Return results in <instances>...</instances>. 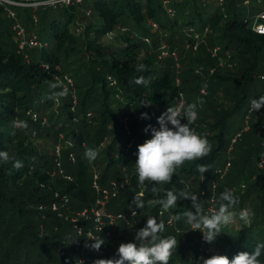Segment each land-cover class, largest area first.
<instances>
[{
	"label": "trees",
	"instance_id": "trees-1",
	"mask_svg": "<svg viewBox=\"0 0 264 264\" xmlns=\"http://www.w3.org/2000/svg\"><path fill=\"white\" fill-rule=\"evenodd\" d=\"M243 2L226 0L225 13L208 0H84L63 7H11L23 25V15H27L25 23L41 29L38 38L42 47L27 50V58L19 52L13 20L6 5L0 3V150L8 151L10 157L8 162H0V264H81V259L98 254L92 248L87 254L75 248L86 237L91 222L82 220L75 229L68 219L93 207L100 198L93 186L96 174L102 190L114 191L110 185L115 183L120 192L109 202L107 211L129 214L130 218L137 209L138 218H142L139 229L148 218L165 224L162 237L172 236L177 242L169 264H200V258L214 254L231 259L264 243V169L257 168L264 150V108L249 115L250 129L233 146L231 140L239 131L234 133L237 126L229 123L244 103L264 96V85L253 87L256 81L264 82L257 77V73L264 74V36L253 32L243 19ZM194 28L205 41L198 54L184 47L186 31ZM114 33L112 41L105 42ZM166 42L170 47L184 45L181 49L186 56L179 69L165 66L171 58L158 59ZM216 47L220 48L218 57L226 61L224 67L212 56ZM140 65L143 71H137ZM193 66L200 67L205 78L193 73ZM141 76L145 84L131 83ZM177 77L191 78L194 89L185 83L177 86ZM57 81L72 84L67 85L69 94L58 100L52 94L61 89L49 87ZM201 87L220 89L223 96L215 97L214 103L210 96L196 104L190 94H198ZM233 88L238 93L230 95ZM251 89L254 94H250ZM179 91L183 97L188 93L184 105L196 104L198 117L209 120L206 128L192 127L207 138L211 151L201 159L185 162L170 182L153 186L155 182L146 181V186L141 185L134 165L137 146L151 138L150 132L144 131L146 126L159 128L157 118L176 104ZM228 97H232L231 107L225 109ZM144 100L151 105L145 106ZM143 113L149 118H142ZM15 120L26 121L27 129H14ZM32 136L42 142H33ZM58 146L60 158L56 157ZM89 148L98 151L94 161L85 156ZM15 160L23 166L14 167ZM228 163L231 165L224 177L218 171ZM202 165L207 168L203 174L198 171ZM125 181L130 182L126 189L120 184ZM243 185L246 195L240 192ZM225 189L236 196L230 208L233 217L239 219L245 208L254 215L252 223L242 224L240 230L223 227L214 243L189 236L188 224L175 219L194 210L191 198L181 197L168 210L158 203L168 190L195 193L203 212L210 214L209 208L218 209ZM255 189L259 190L257 202ZM141 193L144 196L137 199L144 207L136 208L134 196ZM55 205L58 210L53 209ZM159 210L164 218L159 217ZM169 219L174 225L168 226ZM136 232L131 230V235ZM109 242L111 259L118 258L119 241ZM130 242H134L133 237ZM259 264H264V255Z\"/></svg>",
	"mask_w": 264,
	"mask_h": 264
},
{
	"label": "clouds",
	"instance_id": "clouds-1",
	"mask_svg": "<svg viewBox=\"0 0 264 264\" xmlns=\"http://www.w3.org/2000/svg\"><path fill=\"white\" fill-rule=\"evenodd\" d=\"M144 66L140 65L137 71H143ZM71 83V81H69ZM137 85L145 84L144 78L141 76L131 81ZM50 89H61L54 91L53 99L66 97L69 94V88L57 81L49 85ZM145 106H150L151 102L142 101ZM203 103V101H200ZM264 108V96L254 98L251 101V110L259 111ZM196 104L184 105L177 99L173 106H169L167 110L157 118L159 128L146 126L145 133L151 134V138L147 139L143 144L138 145L137 159L134 163L135 173L141 185H145L148 181L155 186L170 182L176 170L183 166L185 162L196 161L209 154L211 146L207 138L198 135L192 125L198 119ZM142 118H149L147 113L142 114ZM182 121H186L182 123ZM171 125V127H169ZM26 121H13L14 129H27ZM98 151L89 148L85 152V156L89 161L97 158ZM9 153L6 150H0V162H8ZM23 164L19 160L14 161V167L20 168ZM198 171L203 174L207 171L205 166H200ZM146 186V185H145ZM191 198L193 209L184 213L183 216H176V220L183 219L185 223L203 235V240L207 243H214L221 234V229L233 222V214L230 211L231 206L236 203V196L230 189H225L219 197L218 209L211 214L203 212L201 203L197 197L187 195L184 192L174 193L168 190L164 193V198L158 200L163 209L168 210L177 205V201L181 198ZM136 208H143L144 202L134 198ZM133 211V215H135ZM254 213L245 208L239 213V220L244 226L252 223ZM165 230L164 223H158L155 218H148L143 228L138 230L134 236V242L122 243L117 249L116 256L118 258L109 260H99L96 264H169L172 250L176 249L177 242L172 236L162 237L161 233ZM94 241L91 248L99 250L105 243L104 238H89ZM264 255V243H258L254 251L240 252L231 259L225 255L214 254L208 258H200V264H259V258Z\"/></svg>",
	"mask_w": 264,
	"mask_h": 264
},
{
	"label": "rangeland",
	"instance_id": "rangeland-1",
	"mask_svg": "<svg viewBox=\"0 0 264 264\" xmlns=\"http://www.w3.org/2000/svg\"><path fill=\"white\" fill-rule=\"evenodd\" d=\"M84 0H72V2H71V4L70 5H78V4H80V3H82ZM249 1V3H248V5H245V6H243V8H242V13H243V19L244 20H247V18H250L251 16H254L255 14H257V13H260L261 11H263L264 10V3H259L257 0H248ZM37 4H39V3H37ZM211 6H213V5H211ZM214 7H212V9H213ZM25 19H27V15H23V18H22V20H23V23H24V25H25V27H26V29H27V31H28V35L29 36H31V35H36V36H38V35H40V32H41V29H40V27H30V25H27L26 23H25ZM28 27H30V28H28ZM195 29V28H194ZM188 32V31H187ZM186 34V33H185ZM116 35V33H114V34H110L107 38H105V42H109V41H112V39L114 38V36ZM202 35H200V39H198V44H199V47H198V49H197V52L193 49V47L194 46H192L190 49H189V51H191L193 54H198L199 53V50H200V48H201V46L202 45H204L205 44V41H202ZM189 42V41H188ZM190 43H192L191 41H190ZM166 44V46L168 47V49L170 50V53H172V52H175V54L178 56V60L176 61L173 57H170L171 58V60H172V62L171 61H166L165 62V66L167 67V68H171V67H174V68H176V69H179V67H180V65L182 66V62H183V60H182V58H183V56L185 55V53H183V51H182V49H181V47H183L184 45H180V46H175V47H170L168 44H167V42L165 43ZM186 45V44H185ZM185 47V46H184ZM186 48V47H185ZM22 56H24L25 58H27V57H29V54H27V53H25V54H23ZM186 56V55H185ZM212 56H213V54H212ZM218 60H219V63H220V66H223L224 67V65L226 64V61L224 60V59H222L221 57H216ZM168 59V58H167ZM28 60V59H27ZM184 68V67H183ZM182 68V69H183ZM191 70V69H190ZM179 71H181V69L179 70ZM182 72V71H181ZM192 72L193 73H198V74H202L201 75V77L203 76V78H205V75L203 74V71H202V69L200 68V67H198V66H193V68H192ZM212 74L214 73V70L213 71H210ZM210 72H209V74H210ZM179 74V73H178ZM211 75V74H210ZM264 76V74H260V73H257V77L258 78H262ZM242 77L244 78V76L242 75ZM183 79V80H182ZM182 79H180L179 77H177V79H176V84H177V86H179L180 84H182V83H185V87L186 86H188L190 89H194V87H195V82L191 79V78H188L187 80H184V78H182ZM61 83H63V82H61ZM66 84V85H65ZM65 84H63V85H65V86H69L71 83H69V82H67V83H65ZM72 85V84H71ZM70 85V86H71ZM230 85V84H229ZM263 85H264V82H260V81H256L255 83H254V89H260V87H263ZM67 86V87H68ZM254 89H251V92H250V94H254L253 92H254ZM238 93V89L237 88H233L230 92H229V94L230 95H235V94H237ZM181 94V91H179L178 92V95H180ZM204 95V96H201V95ZM224 94V93H223ZM190 96L191 97H193V99H194V101L196 102V104L198 103V104H201L200 103V101H203L204 99H205V97H207V98H209L210 96H212V98H209V101L211 102V103H214L213 102V100L215 99V97H218V96H223L222 95V92L220 91V89H217V90H214V91H212V90H210V89H206V88H204V87H201L200 88V90H199V93L198 94H196V95H191L190 94ZM253 95H251L250 97H252ZM185 97H186V99H188L189 97H188V93L187 94H185ZM184 97V98H185ZM185 100V99H184ZM230 101H232V97H228V99H227V105H225V109H227L228 107H231V102ZM251 107V102L250 101H247L246 103H244L243 104V106H241L240 107V110H239V115L238 116H236V117H232V118H230L229 119V123L231 124V125H235V126H237L236 127V129L234 130V133H236V132H238V131H241V129L243 128H245L246 126H247V123L245 122V117H246V112H247V109H248V114H249V110L251 109L250 108ZM250 108V109H249ZM256 112V111H255ZM258 112V111H257ZM247 114V115H248ZM252 113H250V115H251ZM257 115V114H256ZM255 115V116H256ZM198 121H200V122H202L203 124H193V126H196V127H201V128H206L208 125H205L206 123H207V121H209V120H202L200 117H198V119H197V122ZM252 122V121H251ZM246 123V124H245ZM208 124H210V122H208ZM239 127H241V129H239ZM210 129V128H209ZM201 130V129H200ZM199 130V131H200ZM206 135H208V136H211V133H206ZM234 134H232V136H233ZM230 137L231 136H227V138L226 139H230ZM32 138L34 139V140H32L33 142H37V143H40V142H42V140L41 139H39L38 137H35V136H32ZM263 138H264V136H263ZM31 140V139H30ZM259 140V139H258ZM263 148H264V139H263ZM60 154H61V148H60V146H58L57 148H56V157H59L60 156ZM261 155H264V150L260 153V155L259 156H261ZM61 157V156H60ZM59 157V158H60ZM257 168H258V163H257ZM259 170V169H258ZM226 176V175H225ZM224 176V177H225ZM137 180H138V177H137ZM113 184L114 183H111V185L110 186H113ZM120 184H126V186H124V189H126L127 187H129L130 186V182L128 181H125V182H121ZM114 187V186H113ZM110 189V188H109ZM109 189H107V190H109ZM256 190V196L254 197V200L257 202V198H259V196L257 195L258 193H259V190L258 189H255ZM238 191H239V189H238ZM110 192H111V194L112 195H114L115 193L112 191V190H110ZM240 192H242V194L243 195H246V192H247V188H245V186L243 185L242 186V189L240 190ZM119 194H120V192H118L117 193V195L115 196V197H118L119 196ZM194 195L196 196L197 194H195L194 193ZM139 197H137V194H136V196H134V197H136V198H141V197H143L144 196V193H141L140 195H138ZM114 199H116V198H114L113 196H110V199H109V202H112ZM109 202H108V204H109ZM108 204H107V206H108ZM65 206H67V205H65ZM107 206H106V208H107ZM106 208L104 209V213L105 214H114V212H112L113 210H111V211H107L106 210ZM63 210L61 209V210H59V212H62ZM134 211H135V215H133V212L131 213V216H130V218L128 217L129 216V214H126V220L125 221H122V220H120L119 221V224H118V221L116 222V224L114 225V226H111V225H106V227L104 228V232L105 233H109L110 234V237H108L107 235H104V237L106 238V241H105V243L101 246V252H99L100 251V249H99V251H98V254L95 252H93V256L92 257H90V258H87V259H81L80 261H81V264H85V263H87V262H89V263H92V262H97V261H99V260H109V259H111V255H112V253H113V251L109 248V246H107V244L108 243H110L109 241H111V240H114L115 239V241H119L118 243H117V245H118V247L120 246V244H122V243H128V242H130L131 241V238L133 237L134 238V236H135V234L136 233H132V235H131V230H134L135 231V229H137V231L138 230H140L139 229V226L142 224V218H138V216H139V214H137V209H134ZM160 211V210H159ZM211 214V213H210ZM59 215L60 216H62V214H60L59 213ZM116 215V214H115ZM136 216V217H135ZM164 216H165V214H163V212H161L160 211V213H159V217H163L164 218ZM104 218H107V216H105ZM170 220V219H169ZM168 223V226L169 225H174V223L172 224V222H171V220L170 221H168L167 222ZM125 225V227H124V225ZM146 224V223H145ZM145 224L143 225V227L145 226ZM189 226V230L190 231H192L191 233L189 232V236H192V237H197L198 239L200 238V240L203 242V243H207V242H205L204 240H203V235H202V233H198L199 231L198 230H195L194 228H192L190 225H188ZM188 226H186L185 225V228L186 227H188ZM142 227V228H143ZM185 228L184 229H182V230H184L183 232L185 233L186 231H189V230H187V228H186V231H185ZM226 228L228 229H230V228H233L234 230H240L241 228H242V223L239 221V219L235 216L234 217V219H233V222L231 223V224H229V225H227L226 226ZM177 230L179 231V232H182V231H180V228L179 227H177ZM186 235H187V233H186ZM112 243V242H111ZM115 243L116 242H114V245H115ZM91 243H88V245H87V247L86 246H82V244L81 245H79L78 246V243L76 244V250L79 252L80 251V253H83V254H87L88 252H89V250H90V248H91ZM63 251V250H62ZM97 251V250H96ZM212 252V250H208V253H211ZM101 256V257H100ZM101 258V259H100ZM79 261V262H80ZM101 264H102V262H101Z\"/></svg>",
	"mask_w": 264,
	"mask_h": 264
},
{
	"label": "built area",
	"instance_id": "built-area-1",
	"mask_svg": "<svg viewBox=\"0 0 264 264\" xmlns=\"http://www.w3.org/2000/svg\"><path fill=\"white\" fill-rule=\"evenodd\" d=\"M209 2L213 3L218 9H220L223 13L226 12V0H208ZM259 3H264V0H257ZM72 0H51V1H47L44 4L42 3H20L14 0H0L1 4H5L6 5V10L8 11L10 17L13 20V25H12V30L14 32V34L16 35L17 38V42H18V49L19 52L25 53L27 50H32V49H38L42 47V42L39 40L38 36L36 35H28V31L26 29V27L22 24L21 20L17 19V15L14 11H12V9H9L11 7H18V8H37L39 6H43V5H50V6H70ZM167 3V2H166ZM249 1L248 0H244L243 2V6L248 5ZM168 13L170 14V16L174 15V12L171 8L168 9ZM35 23H37V18L36 16L33 17ZM246 23H248V25L251 27L252 31L255 32L258 35H262L264 36V10L261 11L260 13L255 14L254 16H251L250 18H247ZM186 37H187V42L185 45V49L189 50L192 46L193 49L197 52V49L199 47L198 44V39H200V35L196 33L195 29H190L188 30V32L186 31ZM189 41V42H188ZM190 41L192 43H190ZM149 42V41H148ZM220 52V48L216 47L212 50V54L213 57H217L219 55ZM173 57L176 61L178 60V56L175 54V52L170 53V50L168 49V47L166 46L165 43L162 44V46L160 47L159 50V54H158V59L159 60H165L167 58ZM229 68H232V65H228ZM264 78V77H262ZM177 99H179V101L183 104H185V100L182 94H180L177 98H175L176 102ZM255 112V111H254ZM250 113H253V111L250 109L249 110V114L246 116L245 118V122L247 123V126L242 129L241 131H239L234 138L231 140L232 146L236 143V141L238 140V138L241 137V135L245 132H247L250 127H249V115ZM245 123V124H246ZM263 134H264V127L262 130ZM230 163H228L224 169L219 170L218 173L222 176H225L230 168ZM258 169L259 170H263L264 169V155H261L258 159ZM99 179V175H95L94 176V183L93 186L94 188L101 194L100 198L96 201L95 205L91 208H84L81 211L74 213L73 215L69 216L68 219L74 224V228L77 229L79 227V223L82 220H86L88 222H91L92 227L89 228V230L86 233V237L82 240H80L78 242V246L82 244V246H86L88 245V243H93L94 241H92L89 238H96V239H100V238H104V235H107L108 237H110L109 233H105L104 232V228L106 227V225H111L114 226L116 224L117 221H125L126 220V215L123 213L120 214H105L104 213V209L106 208L110 196L115 197L117 195L118 191V186L114 183V195L111 194L110 190H102L99 186H98V181ZM126 184H122L121 188H124ZM64 201L66 202L67 199H64ZM54 210H58L57 206L55 205ZM210 213L214 212V208L211 207L208 210ZM105 216H107V218H104ZM79 235L82 236V231L81 229H79L78 231ZM99 251V250H98ZM97 251V252H98ZM102 250L100 249L99 252H101Z\"/></svg>",
	"mask_w": 264,
	"mask_h": 264
},
{
	"label": "water",
	"instance_id": "water-1",
	"mask_svg": "<svg viewBox=\"0 0 264 264\" xmlns=\"http://www.w3.org/2000/svg\"><path fill=\"white\" fill-rule=\"evenodd\" d=\"M20 3H42L44 4L47 1H51V0H14Z\"/></svg>",
	"mask_w": 264,
	"mask_h": 264
}]
</instances>
